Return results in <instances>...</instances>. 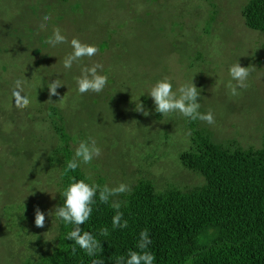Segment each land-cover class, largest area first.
Wrapping results in <instances>:
<instances>
[{"label": "rangeland", "instance_id": "1", "mask_svg": "<svg viewBox=\"0 0 264 264\" xmlns=\"http://www.w3.org/2000/svg\"><path fill=\"white\" fill-rule=\"evenodd\" d=\"M249 1L0 0V264H14L15 259L27 264L31 256L37 260L33 246L38 235L50 240L56 233L57 224L45 223L42 229L30 215L36 207L55 205L58 190L53 177L61 169L48 158L52 146L65 144L38 129L42 121L35 114L41 103L45 107L57 103L69 117L66 126L71 135L78 137L86 129L101 149L96 158L102 169L113 173L110 183L115 187L138 176L153 178L159 190L168 185L187 189L204 182L200 174L167 161L171 144L163 133L169 129L173 135V129H180L173 119L181 116L174 112L158 118L148 94L165 77L172 80L177 95V84L192 80L204 89L201 112H211L214 123L199 121L209 125L216 138L234 135L236 130L262 132L264 33L245 25L241 11ZM45 15L50 19L45 20ZM57 28L66 42L52 46L48 41ZM73 39L95 45L97 52L73 62L69 69L64 60L74 52ZM238 60L250 75L248 86L233 94L230 85L236 81L229 69ZM97 64L102 66L97 73L112 81L100 93L81 94L78 79ZM173 70L179 72L174 77ZM56 79L64 84L57 94L41 97L42 89ZM17 80L24 81L23 94L40 96H30L34 101L30 106H14ZM122 91H133L134 107L128 102L129 93ZM143 95L155 106H143L148 117L141 112V116L129 115L139 100L143 103ZM122 117L135 136L119 134L122 125L116 122ZM110 137L116 139L114 145ZM251 142L244 139L243 145ZM71 145L75 150L79 147L78 142ZM152 149L161 160L132 172L138 167L136 155ZM124 176L127 179L121 183Z\"/></svg>", "mask_w": 264, "mask_h": 264}, {"label": "trees", "instance_id": "2", "mask_svg": "<svg viewBox=\"0 0 264 264\" xmlns=\"http://www.w3.org/2000/svg\"><path fill=\"white\" fill-rule=\"evenodd\" d=\"M241 13L248 28L264 33V0H250ZM174 73L179 72L173 70V77ZM108 80L112 81L111 78ZM183 85L185 83L177 84L178 89ZM42 90L41 97L49 92L48 88ZM130 91L121 93H129L128 102L134 107L135 97ZM198 91L204 92V89L199 86ZM142 97L145 98L143 106L155 107L146 95ZM198 100L201 105L200 97ZM33 103L30 102L29 106ZM177 112L181 118L173 121L181 128L173 129L176 132L173 135L169 129L163 133L171 144V149L166 151L167 161L200 174L204 182L187 189L168 185L169 188L159 190L153 178L138 176L126 181L124 176L121 183L126 181L130 191L113 195L104 203L99 199V192L106 186L114 189L120 184L115 187L110 183L113 173L102 169L96 157L90 163L79 162L75 170L68 168L76 151L71 142L79 144L88 140L86 129L78 132L79 138L71 135L66 126L69 117L57 103L52 102L47 107L41 103L35 114L42 121L38 129L48 131L51 140L61 138L65 144L52 146L53 152L48 158L61 169V173L53 177L58 190L55 205L52 208L49 205L38 206L45 214L46 224H57L56 233L50 240H43L38 235L33 246L36 251L33 256L38 255L37 260L31 256L27 264H92L95 259L103 260V264H118L126 260L129 251H141L138 247L140 233L145 229L152 240L147 250L156 256L155 264H264V129L251 133L236 130L234 135L216 138L209 125L204 126L200 119L193 120ZM199 112L204 114L201 106ZM141 113L130 108L129 115L141 116ZM155 114L158 118L164 116L156 111ZM169 114L173 116L175 113ZM116 123L122 125L118 129L119 134L135 136L125 118ZM137 124L141 126L142 122ZM244 139L254 140V143L245 146ZM108 140H112V145L116 143L114 137ZM163 157L166 156L163 154ZM161 158L154 149L147 154L136 155L138 167L132 172L148 168ZM81 179L99 186L92 215L81 225L83 231L92 232L101 242L102 249L91 257L74 241L66 239L75 225L65 224L56 215V209L64 203L66 188L74 180ZM115 204L120 205L119 209L114 207ZM36 211L37 207L30 212L34 221ZM118 211L123 213L121 223L127 221L126 228L113 227V217ZM46 224L42 229L47 227ZM104 230H107L106 234H102ZM9 242L15 249L12 240ZM73 247L77 249L75 253ZM18 262V259L14 260V264Z\"/></svg>", "mask_w": 264, "mask_h": 264}, {"label": "clouds", "instance_id": "3", "mask_svg": "<svg viewBox=\"0 0 264 264\" xmlns=\"http://www.w3.org/2000/svg\"><path fill=\"white\" fill-rule=\"evenodd\" d=\"M45 20H49L50 16L45 15ZM49 44L56 46L57 44L66 42V37L61 33V30L57 28L54 32V36L49 39ZM72 46L74 52L64 60V67L71 68L73 62L79 60L82 57H92L96 54L97 48L95 45L83 44L77 39L72 40ZM102 66L97 64L91 69H85L82 78L78 79V91L83 94L89 90L100 93L105 88L108 78L106 75H99L97 69ZM232 80L236 81V84L230 85L233 94H237V90L246 88L247 80L250 75V69L248 67L241 66L239 60L233 64L229 69ZM64 84L60 83V79H56L54 82L49 83L48 89L51 95L57 94V89ZM174 85L170 78L165 77L162 80L156 82L148 93L153 99L156 106V112L160 114H169L179 111L183 116L195 119L206 120L209 124L214 123V116L211 112L207 114H201L199 112L200 103L198 98L200 92L194 84H185L179 88V95L173 90ZM24 93V81L17 80L15 82V88L13 90V97L17 108H23L29 105L30 99L28 95ZM136 111L142 112L145 116L149 115L144 110L143 103L138 101L136 103ZM101 149L96 145L95 140L89 137L88 140L81 141L79 147L75 151V155L72 161L68 164V168L75 170L79 167V162L90 163L94 157L99 156ZM99 186L87 182L84 179L74 180L64 191V203L62 206L56 209V215L62 222L69 225H75V228L71 230L66 239L74 241L75 245H78L81 249L85 250L87 254L96 256L102 249L101 242L90 231H83L81 225H84L86 221L92 215L93 204L97 195ZM130 191V186L126 184H120L119 187L111 189L107 186L99 192V199L107 203L111 196L118 193H124ZM114 207L119 209L120 205L115 204ZM123 213L117 212L113 217L114 228H126L127 221L123 223ZM35 224L37 227H44L45 214L39 208L36 211ZM107 230H104L102 234H106ZM152 243L147 229L140 233L139 249L141 251H129L126 260L119 261L118 264H155L156 256L148 251V246ZM73 253L77 251L75 247L72 249ZM92 264H103V260L95 259Z\"/></svg>", "mask_w": 264, "mask_h": 264}]
</instances>
